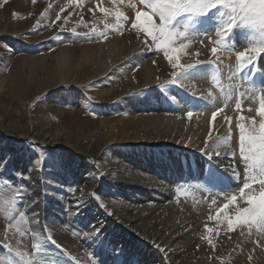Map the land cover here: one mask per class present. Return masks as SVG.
I'll use <instances>...</instances> for the list:
<instances>
[{
	"label": "rangeland",
	"instance_id": "1",
	"mask_svg": "<svg viewBox=\"0 0 264 264\" xmlns=\"http://www.w3.org/2000/svg\"><path fill=\"white\" fill-rule=\"evenodd\" d=\"M123 1L0 0V106L5 107L0 111L3 119L1 129L8 139L22 145L17 154L8 146L0 145V264H28L29 261L32 264H104L84 239L85 229L71 220L72 201L81 199L84 192H80L81 184H77L74 177L64 178L63 165L56 166L54 160L60 155V146L50 149L38 140L30 139L33 133L45 128L69 132L67 147L71 153L79 161L83 160L93 174L104 175L106 170L116 169L112 168L113 163L121 162L115 151L118 148L137 149L149 162L171 165L163 160L162 155L151 160L149 154V149L160 147V144L153 145L156 135L169 129L172 132L168 137L169 143L161 144L165 149L190 156L198 154L204 158L215 156L217 152L211 143L221 127L220 132L229 131L237 138H230L227 143L230 153H219L227 163L237 161L240 164V175L243 176H237L238 184L234 187L212 191L196 179L191 169H184L182 178L161 170L159 173L149 167L143 173L153 179L166 180L174 192V201L204 210L206 214H217L235 195V205L231 204L225 210L233 219L238 207L249 206L247 196L242 197L239 191L243 183L252 184L251 189H245L246 193L258 196L261 191L259 165L253 167L251 161L240 155L239 124L243 123L250 129L255 119L258 129L262 117L259 107L255 109L249 98L243 99L248 92L246 85H241L238 79L241 69L258 72V63L264 53L248 66H245L246 60L238 59L236 55L245 47L260 43L259 28L238 21L225 45L213 55L214 32L227 19L230 10L217 6L199 15L182 14L172 22V28L183 31L187 25L189 32L187 39L174 38V46L187 45L180 53V65L193 67L178 66L174 69L164 55V49L157 48L151 36L132 27L135 12H148L150 9L144 8L146 5L141 0H125L127 4ZM103 8L109 12L101 11ZM116 11L124 13L119 20ZM211 11H215L212 16ZM197 18H213L217 26L211 31L196 30ZM153 19L159 23L157 17ZM122 50L125 52L119 55ZM133 51L145 52L139 61H135L129 58ZM84 53L95 54L97 64H88ZM60 61L65 62L66 75L57 73ZM102 61L109 66L95 74ZM204 66L209 69L205 78L197 71ZM174 72L176 76H173ZM149 84L151 86L147 87ZM233 86L241 96L237 100L240 109L236 108L237 103H230ZM151 92L157 101L145 99ZM185 94L192 99H183ZM219 100L221 102L216 105L215 101ZM210 103L214 106L207 112L200 108ZM171 107L176 111L171 112ZM217 110L222 111L213 121L212 112ZM189 111L193 114L191 125L185 121ZM232 117L234 120L231 122ZM15 121L18 122L16 127ZM124 121H129L133 127L123 126ZM163 121L169 124L168 129L159 128L162 132H157L159 123ZM202 121L203 126L214 129L205 143L201 135L199 137L198 122ZM127 132L139 133L141 141L136 142L123 135ZM115 133H118L116 140H109L107 136ZM94 143L105 146L93 157L82 153ZM80 156L83 159L80 160ZM135 158L130 160L139 172L143 171L139 157ZM250 175H256L257 181L249 180ZM90 185L91 182L83 186ZM21 188L24 194L19 197ZM110 188L109 185H100L94 194H101L112 202H121L120 196L116 195L120 189ZM143 192L149 198V205L156 203L153 191L143 189ZM132 194L128 193V196L134 199ZM221 213L225 212L219 215ZM223 220L226 228L223 234L228 235L227 240L234 237L235 245H232L238 254L250 264H254L255 258L264 260V231L244 223H235L229 229L227 221ZM207 224L204 223L205 228L194 236L202 245H208V239L216 243L218 238L217 232ZM230 264L239 262L232 260Z\"/></svg>",
	"mask_w": 264,
	"mask_h": 264
},
{
	"label": "bare ground",
	"instance_id": "2",
	"mask_svg": "<svg viewBox=\"0 0 264 264\" xmlns=\"http://www.w3.org/2000/svg\"><path fill=\"white\" fill-rule=\"evenodd\" d=\"M126 1L124 0L123 3H126ZM144 8L148 7L144 6ZM214 13L215 11H211V16ZM196 21H198L194 26L196 30L209 29L211 31L217 26L215 23L216 21L213 18H197ZM145 51H133L129 58L139 61V57L143 55ZM124 52L125 51L122 50L119 55ZM84 58L88 64H97V56L95 54L84 53ZM61 62L62 61H60L58 65L59 68L57 73H65L64 75H66L65 62ZM67 62L69 61L67 60ZM105 63L106 62L104 61L99 63L95 74L103 72L109 66V64H107V66ZM258 68L259 70H257L258 72L256 73L247 69H241V77L238 79L241 82V85H246L245 88L248 92V95L243 96V99L249 98L250 102H253V105H255V109L260 107L262 96L264 94V56L260 57ZM197 71L199 72V75L204 78L209 73V69L206 66L197 68ZM150 86L151 85L149 84L147 87ZM155 96L156 95H153V92H151L146 95L145 99L152 100V98H154V100L157 101V97L155 99ZM239 96V90L236 86H233L229 97L230 103L233 105L237 103ZM182 98L192 99L191 96L186 94ZM221 100L218 102L215 101L217 103L216 105H219ZM213 106L214 104L210 103L203 105L200 108L207 112L209 107L212 108ZM3 109H5V107L3 108V106H0V111ZM172 111H176L174 110V107H171V112ZM218 113H220V111ZM233 120L234 118L232 117L231 122ZM185 121L187 125H191L192 118L187 117ZM2 123L3 119L0 116V145H3L4 147L8 146L9 150H12L17 154L18 148H21L22 145L17 141L7 138L1 129ZM13 123L15 127L18 125V122L16 121ZM198 123L201 128H199V130H201L199 137L201 135L203 142L205 143L206 138L212 135L214 129L203 126L204 121ZM122 125H125V127H133L129 121L122 122ZM168 127L169 124L163 121L162 123H159L157 132L161 133V128L168 129ZM111 128L112 126H110V129ZM220 128L218 133L215 132L217 136L215 135L216 138L211 145L217 153L227 154L230 153V146L227 144L229 143L230 138L236 140L237 138L235 137L236 135L232 136L229 134L231 133L229 131L220 132ZM171 134L172 132L169 129L167 132L165 131L164 133L162 132L161 134L156 135L157 138L154 137L155 140L153 145L160 144V147L158 149H149L151 160H156L158 159V156L162 155L163 160L166 163H171V165L166 166L161 163L156 165L154 163L155 161L149 162L147 158H145V154L143 153L141 156L137 149L125 150V148H118L115 151L121 158V162L113 163L112 168L116 169L106 170L105 173H103L104 175L93 174L92 170L83 160L79 161L77 156L71 153L72 151L67 147V142H69V137L71 135L63 129L54 130L51 128H45L39 132L33 133V137L30 139L38 140L41 144L49 146L50 149L56 145L60 146V155H57L56 157L59 156L61 159L57 160L55 157L54 162L56 166L61 167L63 165L64 174H66L64 175V178H71V176L74 177V179L78 181L77 184H81L80 192H84L81 199L75 198L72 201L73 209L71 211V220L77 226H81L85 229L84 239H86L88 244L93 248V251L96 252L98 259L102 263L230 264L232 260H236V262L238 260L239 264L245 262L250 264L242 255L237 253V250L235 249L236 247L234 248V237H232L231 240H227L226 237L228 235L223 234L226 232L223 220L224 217L222 216L223 214L225 215V213H221L222 215H219L218 219H209V217H215L217 214L212 212L209 214L207 213L209 215V217H207L204 210L192 209L189 205L183 202L177 203L173 200L175 198L174 192L171 187L167 186L166 180L158 177L153 179L149 175H146V173H143L149 167L152 170H156V172L161 170L167 174L174 175V177L182 178L183 175H185L184 169H191L195 172L196 179L200 181V183L206 184V186L212 191L232 188L238 184L237 176L241 174V169L239 166L240 164L237 161L227 163L222 155H212L210 157L207 156L208 158H204L198 154L190 156V154H184L181 152H171L170 150L165 149L164 146H161V144L166 145L169 143L168 137H170ZM117 135L118 133H115L113 136L111 135L107 137L109 140H116ZM123 135L132 137V140L136 142L141 141V135L139 133L133 134L127 132V134L125 133ZM104 144L94 143L88 145L82 153L93 157L104 148ZM137 156L139 157L140 163H142L141 166L143 167V171L141 172L137 170L138 167L130 160L131 158L136 159L135 157ZM79 159H83L82 156H80ZM242 176L240 175V177ZM89 182H91V185L85 188L83 185H86ZM104 184L109 185L113 190L120 189L116 195L120 196L119 199H121V202H112L104 198L101 194H94V191H99V186ZM143 189L153 191V195L156 197L155 204H148L147 200L149 198L145 197ZM128 193H134L132 195L135 198L131 199V197L128 196ZM39 204L41 205L40 202ZM77 204L80 206L77 207ZM101 205H103V207H101ZM230 206L231 204L229 207ZM109 213H111V215ZM171 214H173V216H171ZM204 223H208L207 225H210L212 230L217 232L218 238L216 239V243L202 245L197 238L194 237L199 231L205 228ZM44 227H46V225H44ZM52 252L55 251L53 250ZM254 264H264V260L260 259V257L255 258Z\"/></svg>",
	"mask_w": 264,
	"mask_h": 264
},
{
	"label": "snow or ice",
	"instance_id": "3",
	"mask_svg": "<svg viewBox=\"0 0 264 264\" xmlns=\"http://www.w3.org/2000/svg\"><path fill=\"white\" fill-rule=\"evenodd\" d=\"M150 11L137 10L135 12V20L131 21L132 27L137 31H143L145 34L151 36L152 40L156 42L157 48L164 49V55L172 62V67L175 69L178 66L182 68H191L193 65H180V53L187 47V45L181 43L179 46H174V38L183 37L187 39L188 26H184L183 31L174 30L172 28V22L182 14H203L207 9L220 6L223 9H229L227 12V19L218 27L214 32L212 39L211 52L215 55L218 49L225 45L229 34L234 25L240 21L243 25H251L258 27L261 34V41L257 45H251L245 47L242 51L237 52V58L246 60L247 65L253 64L254 61L264 53V0H141ZM63 11V9H62ZM101 11L108 13L107 8L101 9ZM119 20L124 16V13L116 11L115 13ZM187 15V16H188ZM154 17H157L159 23L154 21ZM59 19V16L57 17ZM75 31V29H73ZM104 35V33H101ZM177 74L174 72L173 76ZM241 105L238 102L236 108L240 109ZM217 110L212 112L213 121L218 115ZM259 115L262 119L259 122L258 129L256 128V121L253 119L250 129H247L245 124H239L240 131V155L246 161H251L252 166L259 165V179L258 183L261 185V191L259 195H253L246 193L245 189H251L252 184L244 182L243 187L239 189L241 196H247L248 207L237 208L235 211V218L229 216L225 210L230 204H235L237 197L231 196L227 203L217 212V216L209 217V219H218L220 212H225L224 219L227 221V227L229 229L235 223H244L251 226H256L259 230L264 231V102L260 104L258 109ZM188 117L192 116V112L187 113ZM247 142V146H246ZM31 143V142H29ZM217 156L220 154L217 153ZM249 180L257 181L256 175H250ZM75 191V189H73ZM24 194L23 188L19 189V197ZM80 205L77 204V207ZM103 207V205H101ZM111 215V213H109ZM21 213V218H23ZM38 216V214L36 215ZM211 231V229H209ZM52 240L51 236L47 237ZM206 239H208L206 237ZM53 243L55 241L53 240ZM208 243L211 244L212 240L208 239ZM39 248V245L36 246ZM28 264H32L31 261Z\"/></svg>",
	"mask_w": 264,
	"mask_h": 264
}]
</instances>
